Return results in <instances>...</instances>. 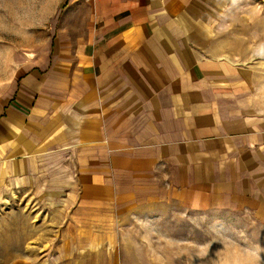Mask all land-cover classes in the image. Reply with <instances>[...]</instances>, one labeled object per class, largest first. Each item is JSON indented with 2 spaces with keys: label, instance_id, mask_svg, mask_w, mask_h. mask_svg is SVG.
I'll return each instance as SVG.
<instances>
[{
  "label": "crops",
  "instance_id": "obj_1",
  "mask_svg": "<svg viewBox=\"0 0 264 264\" xmlns=\"http://www.w3.org/2000/svg\"><path fill=\"white\" fill-rule=\"evenodd\" d=\"M230 1L73 0L56 59L0 85V196L62 216L49 264H139L119 232L167 206L264 232V49L218 41Z\"/></svg>",
  "mask_w": 264,
  "mask_h": 264
},
{
  "label": "rangeland",
  "instance_id": "obj_2",
  "mask_svg": "<svg viewBox=\"0 0 264 264\" xmlns=\"http://www.w3.org/2000/svg\"><path fill=\"white\" fill-rule=\"evenodd\" d=\"M72 1L0 0L2 87L12 85L20 66L42 63L49 54L56 59ZM227 5L218 21V41L225 43L229 36L237 52L245 49L256 57L259 51L254 48L264 49V37L259 41L251 37L264 31V22H257L258 16L264 18V0H231ZM188 9L183 8L185 14ZM246 32L250 40L241 48ZM37 202L31 196L18 199L14 193L12 198L0 196V264H18V258L25 260L23 264H49L57 254L59 246L51 247L48 241L62 216L43 214L45 201L42 206ZM132 221L127 220L128 229L119 233L130 241V253L141 258L139 264H263L264 232L245 210L202 211L176 205L154 211L152 218L143 215Z\"/></svg>",
  "mask_w": 264,
  "mask_h": 264
}]
</instances>
